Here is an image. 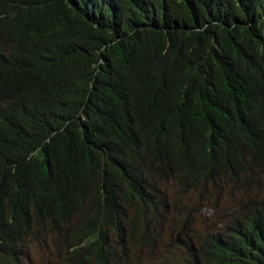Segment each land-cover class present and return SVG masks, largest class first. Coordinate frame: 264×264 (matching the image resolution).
<instances>
[{
    "label": "trees",
    "instance_id": "1",
    "mask_svg": "<svg viewBox=\"0 0 264 264\" xmlns=\"http://www.w3.org/2000/svg\"><path fill=\"white\" fill-rule=\"evenodd\" d=\"M261 70L264 0H0V264L41 228L76 264H113L131 211L156 216L150 179L217 169L209 111ZM221 131L237 179L240 123ZM235 226L188 264H264L263 221Z\"/></svg>",
    "mask_w": 264,
    "mask_h": 264
},
{
    "label": "rangeland",
    "instance_id": "2",
    "mask_svg": "<svg viewBox=\"0 0 264 264\" xmlns=\"http://www.w3.org/2000/svg\"><path fill=\"white\" fill-rule=\"evenodd\" d=\"M150 183L159 202L158 212L153 218L142 214L136 222L131 211L123 241L113 237L116 264H187L184 244L224 230L247 211L245 191H261V187L236 183L228 177L193 190L183 189L173 179L153 178ZM19 264L76 263L67 252L64 231L41 228L26 239Z\"/></svg>",
    "mask_w": 264,
    "mask_h": 264
},
{
    "label": "clouds",
    "instance_id": "3",
    "mask_svg": "<svg viewBox=\"0 0 264 264\" xmlns=\"http://www.w3.org/2000/svg\"><path fill=\"white\" fill-rule=\"evenodd\" d=\"M260 72V75L262 76L261 86H257V88L231 98L228 103L216 100L214 106L218 111L213 112L208 110L209 116L215 121V129L209 134V142L206 146V152L212 159L206 156L205 159L209 161L210 164H217V169L214 172L205 175V178L199 175L198 185L195 187H189L187 185L182 186L179 178L175 175L166 177V179L175 180L179 186L187 190L196 189L200 185H214L218 179L225 177H228L229 180L235 181L236 183L244 181V184L247 183L250 187H261V191L248 189L245 191L248 198L247 211L224 230L209 233L204 239H201L196 243L191 241L184 244L183 248L186 251L187 264L190 258V251L197 252L201 246L205 245L212 238L226 237L228 231H232V228H237L235 226L237 222H241L242 224L249 219L257 218V220L261 219L264 223V70H261ZM231 122L240 123L241 137L245 142L242 152L244 154V159H246V163L244 167L241 166L238 169L240 177L237 179L231 177L228 173L229 170L225 171L222 168V162H224L226 158L224 155L227 152V146L224 142L221 130L225 125ZM231 161L234 163L235 159L231 158ZM154 190L155 189L152 191ZM255 192L256 196L253 197L252 195ZM262 236L263 241L261 244V252L264 256V230H262ZM111 241L113 245V236L111 237ZM113 252V264H116L117 253L116 248L114 247ZM222 264L224 263L222 262Z\"/></svg>",
    "mask_w": 264,
    "mask_h": 264
},
{
    "label": "bare ground",
    "instance_id": "4",
    "mask_svg": "<svg viewBox=\"0 0 264 264\" xmlns=\"http://www.w3.org/2000/svg\"><path fill=\"white\" fill-rule=\"evenodd\" d=\"M147 193V192H146Z\"/></svg>",
    "mask_w": 264,
    "mask_h": 264
}]
</instances>
